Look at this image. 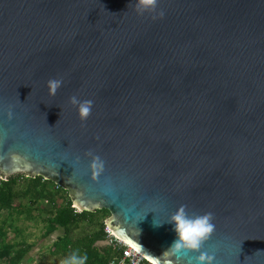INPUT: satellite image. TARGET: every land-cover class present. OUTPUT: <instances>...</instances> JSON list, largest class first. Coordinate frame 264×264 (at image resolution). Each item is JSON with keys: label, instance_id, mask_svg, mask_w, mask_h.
Returning a JSON list of instances; mask_svg holds the SVG:
<instances>
[{"label": "water", "instance_id": "95a60500", "mask_svg": "<svg viewBox=\"0 0 264 264\" xmlns=\"http://www.w3.org/2000/svg\"><path fill=\"white\" fill-rule=\"evenodd\" d=\"M134 2L0 0V178L106 210L148 264H195L166 252L181 205L214 214L213 264H264V0ZM73 95L93 101L86 121Z\"/></svg>", "mask_w": 264, "mask_h": 264}, {"label": "trees", "instance_id": "16d2710c", "mask_svg": "<svg viewBox=\"0 0 264 264\" xmlns=\"http://www.w3.org/2000/svg\"><path fill=\"white\" fill-rule=\"evenodd\" d=\"M24 199H27L29 208L25 209L21 204ZM41 203L45 205L39 207ZM30 209L44 215L41 218L40 239L53 237L48 254L62 264L77 250L80 255H87V264H106L115 255L108 244L95 245L106 241L103 225V220L108 216L106 210L77 212L71 207L64 190L38 176H12L5 181L0 180V213L5 212L8 217L20 216L25 210V218H31ZM3 227L4 224H0V262L23 264L33 245L22 240L14 244L6 243ZM140 264L148 263L143 261Z\"/></svg>", "mask_w": 264, "mask_h": 264}, {"label": "clouds", "instance_id": "9594fccd", "mask_svg": "<svg viewBox=\"0 0 264 264\" xmlns=\"http://www.w3.org/2000/svg\"><path fill=\"white\" fill-rule=\"evenodd\" d=\"M158 2L159 0H135L133 8L140 15L153 13L157 10ZM163 16L164 12L161 10L158 13V17L163 18ZM62 83L63 81L60 79H50L47 81L49 95L54 96L57 90L62 86ZM69 103L77 107L78 117L81 121H86L91 115L93 107L92 100H79L75 95H73L69 98ZM8 118H12L11 111L8 112ZM58 121L59 120H57V122ZM55 125L52 127L47 126L49 128H53ZM86 155L91 157L90 168L92 169L93 178H97L103 172L104 161L98 155H94L91 151L87 152ZM186 208V205L179 206L174 214H172L167 220V222L174 225L173 230L176 233V239L172 242L166 252L171 251L173 253L183 254H187L189 252L199 253L198 255L192 257L195 264H213L214 257L204 251H201V249L203 244L215 231V224L213 223L214 214L211 212H206L204 214H189L186 211ZM154 226L159 227L160 224L154 223ZM87 260V255H80L77 250L65 259L63 264H87Z\"/></svg>", "mask_w": 264, "mask_h": 264}, {"label": "rangeland", "instance_id": "374dc122", "mask_svg": "<svg viewBox=\"0 0 264 264\" xmlns=\"http://www.w3.org/2000/svg\"><path fill=\"white\" fill-rule=\"evenodd\" d=\"M21 204H23L25 209L30 207L27 203V199L22 200ZM44 205V203H41L39 207H43ZM25 214V210L20 216L8 217L5 212L0 213V224H4V241L14 244L22 240L27 244L33 245L23 264H62L57 258L48 254V246L53 237H51V239H40V234L42 232L41 218L44 215L37 214L32 209H30L29 214L31 218H25ZM7 224H10V226L8 227ZM95 245H106V241L96 243ZM0 264L3 263L0 262Z\"/></svg>", "mask_w": 264, "mask_h": 264}, {"label": "built area", "instance_id": "2783aa9c", "mask_svg": "<svg viewBox=\"0 0 264 264\" xmlns=\"http://www.w3.org/2000/svg\"><path fill=\"white\" fill-rule=\"evenodd\" d=\"M104 233L106 234V244H108L111 247V250L115 253V255L109 259L106 264H140L145 261L127 244L114 238L105 227Z\"/></svg>", "mask_w": 264, "mask_h": 264}]
</instances>
